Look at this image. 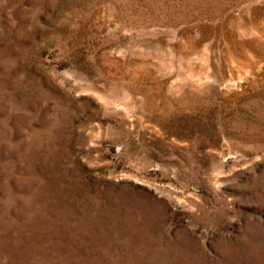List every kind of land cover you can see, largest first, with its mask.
Masks as SVG:
<instances>
[{
	"label": "rangeland",
	"instance_id": "obj_1",
	"mask_svg": "<svg viewBox=\"0 0 264 264\" xmlns=\"http://www.w3.org/2000/svg\"><path fill=\"white\" fill-rule=\"evenodd\" d=\"M0 264H264V0H0Z\"/></svg>",
	"mask_w": 264,
	"mask_h": 264
}]
</instances>
